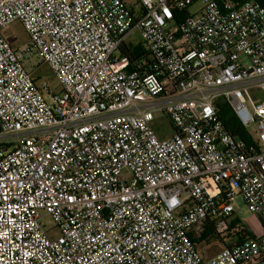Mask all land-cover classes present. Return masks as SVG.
I'll return each instance as SVG.
<instances>
[{"label": "built area", "instance_id": "2783aa9c", "mask_svg": "<svg viewBox=\"0 0 264 264\" xmlns=\"http://www.w3.org/2000/svg\"><path fill=\"white\" fill-rule=\"evenodd\" d=\"M134 1L0 0V264H264V7ZM236 196L261 231L203 258L190 235L225 239Z\"/></svg>", "mask_w": 264, "mask_h": 264}, {"label": "rangeland", "instance_id": "374dc122", "mask_svg": "<svg viewBox=\"0 0 264 264\" xmlns=\"http://www.w3.org/2000/svg\"><path fill=\"white\" fill-rule=\"evenodd\" d=\"M124 1L129 5H133L135 3L134 0H124ZM202 7H203V2L200 0H196L192 5L188 7V11L191 14H194L198 12ZM4 35L12 47L23 45L27 41V34L19 22H13L9 24L4 30ZM139 42H140V37L138 33L135 31L132 32L127 40V43L131 47H138L137 45L139 44ZM25 68L31 72V76L33 78L37 79L36 83L38 85L42 82H46L51 89L59 91L60 87L47 64L40 63L34 70H32V64L26 62ZM153 125L155 126V129L157 131H163L166 134H168L171 130L169 124L165 120V117L161 114L156 116ZM232 207L234 209V213L232 217L229 219V221L237 220L240 224H242V226L245 227V229H247V231L251 235L256 234L257 232L260 231V226L256 217L249 212L248 208L246 207L241 197L239 196L235 197V199L232 201ZM57 234H58L57 229H52L51 232L49 233V235L53 237L57 236ZM208 239L210 240L202 241L200 244L196 245L197 250L204 258L214 256L215 254L219 253L223 248L222 242L217 238L209 237ZM225 240L227 241V243H230L231 241L228 238H225Z\"/></svg>", "mask_w": 264, "mask_h": 264}, {"label": "trees", "instance_id": "16d2710c", "mask_svg": "<svg viewBox=\"0 0 264 264\" xmlns=\"http://www.w3.org/2000/svg\"><path fill=\"white\" fill-rule=\"evenodd\" d=\"M216 1H220V0H216ZM233 1L237 3H243L251 0H233ZM254 1L259 2L264 7V0H254ZM185 13H178V19L179 20L182 19L185 16ZM126 52L131 58H138L140 56L139 47H130L129 49H127ZM33 80L34 82H37L36 78H33ZM216 109H217V119L222 123L223 128L233 137L243 140L248 146L247 148L249 147L255 148V146L251 142V136L249 135L248 131H246L239 125V123L230 113L228 106L225 105L224 103H220L217 104ZM243 227L244 226H242V224H240L237 220L231 221L229 225L228 233L225 236V238H228L231 241L230 243H226L224 238L222 239L221 237H219L214 233L213 220L208 219L204 231L201 233L200 237H194L193 235H190V239L195 245H198L202 241L205 240L209 241L210 240L208 239L209 237H215L218 240H220L224 246H228V245L232 246L241 243L246 238V236L254 237V235H251L247 231V229ZM234 228H237V230H234Z\"/></svg>", "mask_w": 264, "mask_h": 264}, {"label": "crops", "instance_id": "0c3cea01", "mask_svg": "<svg viewBox=\"0 0 264 264\" xmlns=\"http://www.w3.org/2000/svg\"><path fill=\"white\" fill-rule=\"evenodd\" d=\"M259 226H260V225H259ZM260 231H261V228H260ZM260 231H259V232H260ZM259 232H257L256 234H258ZM256 234H252V235L255 236ZM225 241H226V240H225ZM215 255H216V254H215ZM215 255H214V256H215ZM211 257H213V256H211ZM211 257H207V258H205V259H209V258H211ZM203 258H204V257H203Z\"/></svg>", "mask_w": 264, "mask_h": 264}]
</instances>
